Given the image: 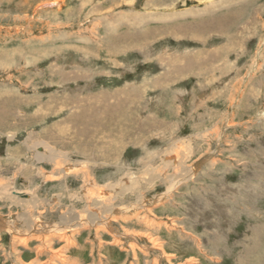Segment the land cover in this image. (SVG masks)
Listing matches in <instances>:
<instances>
[{"label": "rangeland", "instance_id": "1", "mask_svg": "<svg viewBox=\"0 0 264 264\" xmlns=\"http://www.w3.org/2000/svg\"><path fill=\"white\" fill-rule=\"evenodd\" d=\"M203 22L208 26L201 27ZM185 61L188 71L168 73ZM106 92L118 99L129 94L135 103L142 96L137 116L141 124L154 123L139 132L136 144H126L119 162L99 163L94 173L105 184L117 176V163L130 189L113 202L126 204L146 194V214L158 226L147 230L136 224L142 215L135 211L113 225L152 231L166 255L149 251L145 238L138 241L134 261L128 240L115 245L110 234L95 235L86 226L72 232L68 257L77 264H151L154 258L189 264L190 256L198 264H264V0H0V111L8 114L0 125V179L12 183L11 191H32L45 203L62 194L65 184L78 189L80 181L48 180L53 167L36 161L24 144L38 133H56V123L70 124L60 122L78 112L68 105L70 98L89 97L93 103ZM83 106L79 111L89 108ZM190 136V177L168 193L160 180L148 183V165L158 166L173 141ZM77 160L82 162L72 156L71 162ZM60 201L43 211L44 219L58 220L69 205L65 196ZM8 210L0 202L7 223L22 214ZM0 236L7 246L9 235ZM37 244L31 240L29 248ZM19 249L24 261L35 258ZM49 255L43 252L38 263Z\"/></svg>", "mask_w": 264, "mask_h": 264}, {"label": "bare ground", "instance_id": "2", "mask_svg": "<svg viewBox=\"0 0 264 264\" xmlns=\"http://www.w3.org/2000/svg\"><path fill=\"white\" fill-rule=\"evenodd\" d=\"M208 24H209L208 22L207 23L203 22V23H200L199 25L201 27H205V26H208ZM199 25H197L198 30L200 27ZM143 30L148 31V29H143ZM143 30L142 32H144ZM162 66H165V65H162ZM188 68H189V63L185 61L181 65L175 64L171 70H168V73L169 74L172 73L173 76L176 77L177 75L183 74L186 70L188 71ZM115 96L117 95L116 94L109 95V93L107 92L102 93V95L100 96L102 98L99 97V99H102V100H98L97 98H94V101L92 100L93 103H90L88 101L89 97L70 98L67 102L69 103L68 105L72 104L74 108L77 107L78 112H75V113L70 112V114H68L67 117L61 120L60 122L63 123V121L64 122L68 121L69 123L70 122L71 123L67 125L64 124L62 126H60L57 123L54 124L55 126L53 125V127L57 128L56 133L55 132L54 133L43 132V135L46 137L47 140L53 143V146L49 144L50 143L49 141L47 142V140L43 138V135L42 137H40L39 133L37 134L38 136L36 137V139L34 138V141L30 140V142L24 144L26 148L33 150L34 154L32 156L34 157L36 161H39V162L44 161L45 163L53 167L52 171L50 172V175H47V173L45 175V177L48 180L64 181L65 183H67L68 181H72V182L80 181V186L78 187L77 190H74V189L70 190L68 185L65 184L61 192L62 194L53 195L51 199H48V201L44 203L42 201H37L36 200L37 196L34 195L32 191L30 192L29 191H23V192L11 191L10 184L12 183H10L9 180L5 181L4 179L2 181L0 179V202L2 203L4 202L7 205H9V210H8L9 213H11L10 209L13 207H15V209L16 208L21 209L22 211V214H19L18 217H16L17 218L16 221L14 222L9 221L10 223H7L8 220L6 221L4 217L1 216L0 214V233H4V235H9V240H10V243L7 244L6 246L2 244L1 242L2 239L0 236V245L2 248L1 250L3 251L2 255L4 256V259H5L4 262H2L3 264L6 263L5 261L11 262L12 264L13 263L14 264H18V263L20 264H77V259L72 258V256L68 257L67 253L69 251V245H72L74 238H75V236L73 238L72 232L80 228L83 229V227H86V226L93 229L95 235H98V233H100V230H101V233L102 231H105V233L110 234L113 239V242H115L114 243L115 245H118L120 241L128 240V244H129L128 247L130 248L132 258L134 261H136L134 259L135 253H136L135 250H140L141 248V246H139L138 241L145 239V238L148 239V242L150 244V246L148 247L149 251H153V252L157 251L163 256L166 255L164 252L165 250L162 248L163 247L162 242H160L159 240H156L157 236L153 237L150 235L152 234L151 233L152 231L149 233H146V232L139 233V231L136 232L135 230H130L127 227L126 228L124 227L121 230H119L113 225L114 222H116L118 219H121L122 221L128 217V214L130 212L135 211L136 212L135 215L136 214L142 215V216H138L136 224L143 225L147 230L150 227L153 228L155 226H158L156 224H153V222H150L152 218L147 216V214H149L150 216V213L145 205V195L146 194L138 193L139 195L138 196L136 195L137 197L134 199L133 202H130V203L123 204L124 201L122 200L121 203L115 204L113 200L117 199V194L121 193L124 195L127 191H129L128 189H130L127 187L128 185H126V181H128V179L125 181V183H123L124 181H122V178L125 174H121L122 172H120L121 171L120 167L116 163L114 167L116 168V172L118 171L117 176L112 178L110 181L105 182V184H101V183H98V181L100 180L99 177L101 176L99 175L97 176L96 172L94 173V169H95L94 167L98 165L99 163H104L107 165V163L118 161L121 156L120 153L122 149H124L126 144L127 143L136 144L137 140H139L142 135L139 132L148 130V128L152 124H154V123H149L148 122L149 119L147 121H144L141 124L140 122L141 118H138L137 116V113L140 111L139 107L143 103L140 100L142 99V96L140 99H138V101H136V103L135 101L133 102V101L128 100L129 94L121 99L114 98ZM83 102H85L84 106H83ZM82 106L83 108L84 107L86 108L87 106H89V108H86L85 110L81 109V111H79V109L82 108ZM4 110L0 111V125H2L3 122L7 119L6 116L8 114L5 115L6 111ZM7 113L9 112L7 111ZM215 131L217 130H214L213 132ZM220 132L221 130L217 132L218 138L220 137ZM134 134L136 135L134 136ZM206 134H203V136L202 135L200 136L207 137ZM192 139L194 138L190 136V138L188 139H181V140L173 141L171 143V146L167 147L164 150L162 157H161L162 159L161 163L158 166L152 167L148 165V167L146 168V171L148 172L150 171V172H149V176H147L148 173L146 175L148 177L146 181L152 184L154 183L155 179L160 180L162 183H164V185H166V188H165L166 193L170 192L171 190L173 191V189L176 188L179 184L186 181L192 174L191 173L192 166L186 165V161L190 157L189 156L190 150H188V148L190 147V143L188 142L191 141ZM15 153L17 154L18 152H15ZM207 155L208 153H206L205 155H201V157L206 158L204 161L208 160L209 157ZM72 156L81 158L82 162L79 163L78 160L76 163L71 162ZM198 159L200 158L198 157ZM75 165L78 167H75ZM133 185H136V187L140 188V181H134ZM133 188L134 186L132 187V190ZM64 196L67 198L69 205L67 203L68 206L65 207V209L63 206V210L62 211L60 210L61 212L58 217V220L44 219L43 214H42L43 211H45L47 208L48 209L55 208L56 205L61 204L60 198ZM38 200H39V197H38ZM78 204L82 206L81 207L82 209L77 208ZM43 221H48V224H43L44 223ZM231 233H232V230H231ZM203 238L207 241L208 240L210 241L212 237L206 235ZM31 240H34L35 242L38 243L34 247L33 250L29 248V242H31ZM214 241L216 243L217 239L215 238ZM55 244L59 245L58 248L56 249L55 247L52 248V246ZM19 247H22L26 250L34 252L35 258L30 259L28 261H24L23 257L19 255L20 253H22ZM199 247H201V244ZM46 251L50 253L49 257L45 261L38 263L37 261L38 257L42 255L43 252H46ZM168 256L176 257V255L171 254V253H169ZM185 260L189 264H198L197 258L192 257V256L185 258ZM160 262H161L160 259L154 258L152 259L151 264H160Z\"/></svg>", "mask_w": 264, "mask_h": 264}]
</instances>
